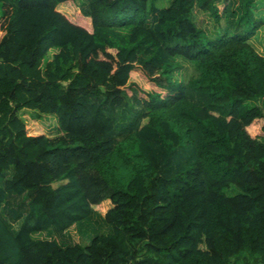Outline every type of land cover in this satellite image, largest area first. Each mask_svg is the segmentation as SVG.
I'll use <instances>...</instances> for the list:
<instances>
[{
	"label": "trees",
	"instance_id": "trees-1",
	"mask_svg": "<svg viewBox=\"0 0 264 264\" xmlns=\"http://www.w3.org/2000/svg\"><path fill=\"white\" fill-rule=\"evenodd\" d=\"M86 1L0 0V264H264L256 0ZM106 200L107 233L59 240Z\"/></svg>",
	"mask_w": 264,
	"mask_h": 264
},
{
	"label": "rangeland",
	"instance_id": "rangeland-1",
	"mask_svg": "<svg viewBox=\"0 0 264 264\" xmlns=\"http://www.w3.org/2000/svg\"><path fill=\"white\" fill-rule=\"evenodd\" d=\"M172 0H149V3H153L155 7H158V9H163L169 6L170 2ZM256 8L254 10V14L257 20H259L262 23V26L260 29L256 32L255 36H253L249 43L253 46V48L261 55L264 56V0H256ZM76 5L79 9H82L83 11L87 8V1L86 0H76ZM238 5V0H234L233 8ZM221 5H219V8L221 9ZM72 9H70L72 12L78 13L77 10L71 6ZM1 14V10H0ZM195 21L196 23L205 29L208 33H211V20L204 16V14H201L200 12H196L195 15ZM234 24L233 18H230L229 24L228 22L222 21L221 22V28L225 27L227 29H233L234 26H231ZM55 51V50H54ZM52 51L53 53H55ZM51 54H48L47 58L51 59ZM180 68L174 72V78L178 81H186L190 76L194 74L193 67L191 63L179 59ZM143 80V79H142ZM139 80L138 75L136 73H132L131 81H135L141 89L144 91H149L153 89L152 85H149L148 83H145L144 81ZM250 105H258L262 107V99H259L257 101H250L248 102ZM20 117L24 120L26 127L33 132V130L44 134L46 137L50 139H55L60 136L59 130L57 128V120L54 116L49 115H41L37 114L33 111L23 110L19 113ZM29 130V131H30ZM228 194H233L236 192L235 189H229L226 190ZM111 207V204L109 201H103L99 205L95 206V215L93 218L80 225L79 229L71 228L67 231L64 238H59L60 241L64 240L65 243H81L86 244L94 234L98 233H107L108 228L107 226L102 222V217L106 213V211ZM12 229H16V225L11 226ZM48 236L45 234L38 235L37 238H47ZM52 238V237H51ZM58 239V237H57ZM248 264H249V258H248ZM250 264H253L252 259L250 258Z\"/></svg>",
	"mask_w": 264,
	"mask_h": 264
}]
</instances>
